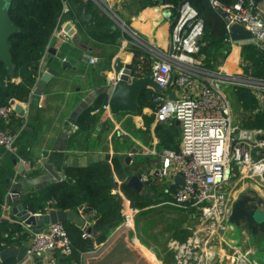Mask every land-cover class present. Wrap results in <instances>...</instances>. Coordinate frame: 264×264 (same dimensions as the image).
<instances>
[{
    "label": "crops",
    "instance_id": "0c3cea01",
    "mask_svg": "<svg viewBox=\"0 0 264 264\" xmlns=\"http://www.w3.org/2000/svg\"><path fill=\"white\" fill-rule=\"evenodd\" d=\"M92 1L95 8L100 7L104 11L105 8L101 7L103 1L110 8H119L122 16H124V13L127 16L126 21L119 17L120 20L125 22L126 30H124L116 21V17L115 19L108 11H104L114 22L113 29L118 28L122 32L120 48L114 56L109 57V50H104L105 46L97 45L96 43L99 42L92 39L86 31L83 33L86 27L84 22L92 20V13L83 12L86 15H92L90 20L83 19L81 14L79 19L76 18L77 20L72 17L65 19L62 26L58 28L59 33L57 32L53 36L49 47L56 49V55L47 54L46 57H43L40 67V76L50 67L55 69L57 74H53L45 83L42 94H37L33 90L28 101L14 99L17 103L23 105L25 114L21 115L16 111V115L4 125L10 132L17 135V140L15 153L10 152L5 145L0 143V165L12 164L14 176L19 177L18 174H20L22 176L21 180H24L46 173L45 164L51 163L56 171L59 173L64 172L62 178L64 180L65 169L68 167H85L98 161L108 160L112 165L115 177L116 186L113 188V192L117 191V193L122 194L121 185L122 183H127L126 179L131 176L129 170L130 166L136 163V154L138 156L144 155L145 159L152 162L153 167H147L137 174L142 175L143 181L152 180V182L145 185L139 193L142 194V191L147 187L156 188L160 181V183L169 185L172 189L170 199L166 197L167 199L165 198L159 203L160 205H166L170 200L172 202L176 185L172 184L171 181L162 179L158 174L157 171L161 162L158 155L142 154L141 148L145 146L156 151H160L163 148L178 150L180 148V139L179 137L176 139L175 136L179 133L181 138V123L178 124V120L173 119L158 122L155 118L154 101L153 106L145 105L142 113L125 111L113 114L111 110L101 109L99 112H95V109L96 107L102 108L104 103H109V97L113 90L111 83L112 73L123 69L127 63L135 65L133 62L134 54L133 52L129 53L130 46L136 45L135 36L145 40L156 49L168 50L173 27L171 17L165 12L157 11L154 5L141 8L135 13L133 10H135L134 7L136 8V5L133 4L134 7L128 4L126 6L123 5L126 0ZM114 25H116L115 28ZM247 42L250 41H238L233 44L230 53L222 66H220L224 71L231 74L249 75L245 72V68L242 65L243 45ZM88 56H97L99 60L95 64H89ZM198 56L203 58V60L205 59L202 53ZM51 59L52 61H49ZM64 60L69 64L63 66ZM180 71H182V68L177 65L174 69L176 76ZM201 81L202 79L200 78L195 82L190 93L198 92L200 89L199 82ZM97 87H103L104 92L88 107H92L90 113L91 116H95L96 121L88 127H81L79 118L88 111L87 108L78 115L73 127L68 129L67 123L76 107ZM145 90L154 91L155 93L158 91L152 87ZM231 91L228 92L230 100ZM186 93H188L187 90L183 91L174 83L170 86V96L173 98ZM257 97L259 99V109H263L264 97L263 95ZM134 118H137V124L143 128L147 127L148 129L151 127L152 137L150 136L147 142L142 139V141H138L135 144L133 138L128 137L131 139H127L120 134V130L127 133L125 131L128 129L127 125ZM145 118L148 123H145ZM158 123L159 125H157ZM165 142L168 147H166ZM137 144L141 146L140 150L137 153H132L133 149H137ZM130 154H132V158L128 163L126 158ZM12 157H14L13 161L11 160ZM33 161H35V167L27 169L26 165ZM22 169H25V175L21 174ZM235 177L237 185L234 189V196L236 200L246 193H253L252 190H255L256 193L264 198V185L258 179L240 175L237 170ZM54 181L57 180H47L42 185L40 184L39 187L30 186L25 191L34 192V190L46 187L50 182ZM250 183L254 185L251 186ZM7 193L3 202L7 198ZM147 197L149 198V196ZM3 202H1V209ZM49 206L47 204L46 207L30 210L32 212L46 211ZM84 208L85 204H82L77 209L78 212L77 210L69 211L68 218V220L79 225L84 232L88 233V236L83 235L84 237L92 240L93 247L80 254L79 261L82 264H176L175 253L171 248V243L176 240L184 242L198 222V216L194 210L179 208L182 212L195 217L196 221H189L190 218L187 219L185 215L182 221H135L133 226L124 225L120 221V224L113 228L106 239L103 238L98 241L99 233L94 230L96 221L91 219L88 213L83 212ZM9 213L12 217L19 218L12 211V202ZM0 221H4L0 224L7 223L12 229L13 226H19L23 231H26L25 228H27L25 225L10 222L9 219L2 220L0 217ZM244 229V227H238L231 222V226L225 233L228 243L212 246L214 254L212 256V264H235V260L230 256L233 251L232 248H229L230 244H237L241 252L250 251L249 259L255 261L253 264H264V253L260 252L258 248L256 249V244H254L256 243L254 240H258L256 238L261 237L264 240V232L248 234L247 230ZM23 234L24 232L13 230V234L8 237V239L13 238V240H10L9 243L7 242L8 246L16 245L20 247L24 244ZM169 252L173 253L172 257H167ZM260 253L263 256H260ZM65 259L60 257L59 264H67ZM16 260L18 259L15 257L6 263H12ZM24 262L25 264H32L33 259L28 257Z\"/></svg>",
    "mask_w": 264,
    "mask_h": 264
},
{
    "label": "built area",
    "instance_id": "2783aa9c",
    "mask_svg": "<svg viewBox=\"0 0 264 264\" xmlns=\"http://www.w3.org/2000/svg\"><path fill=\"white\" fill-rule=\"evenodd\" d=\"M213 7L223 15L225 26L233 44L232 27L240 24L252 33L250 42L264 52V2L260 0H236L227 4L221 0H210ZM160 12L170 13L172 32L168 50L163 51L148 46L155 61L151 77L158 84L159 90L154 94L156 120L165 122L178 120L181 123L180 148L178 150L163 148L156 151L142 147V154L158 155L160 167L158 173L164 180L176 185L172 203L178 208L194 210L198 216L197 225L184 242L174 241L171 248L175 253L176 264H212V246L228 243L225 233L231 226L230 217L236 201L234 189L237 185L236 170L245 177H255L264 185V130L248 129L233 119V108L228 92L238 87L252 88L255 94L264 97V76L253 78L242 74L227 73L220 67L209 70L204 66L201 53L204 22L197 9L188 0L178 5L161 3L154 5ZM67 6H65V9ZM124 30V21H117ZM58 32L55 30L53 36ZM59 33V32H58ZM61 34V33H60ZM53 38V37H52ZM141 42L135 36L137 45ZM139 46V45H137ZM233 46V45H232ZM49 53V49L47 51ZM46 53V54H47ZM97 56H88V63L98 62ZM180 65L182 71L175 76L174 69ZM122 69L114 71L111 83L114 86ZM202 79L198 92L192 91L195 82ZM176 84L188 93L177 97L170 96V86ZM111 110L109 103L102 108ZM16 115V105L0 104V143L15 153L17 135L4 127ZM122 134L125 132L120 130ZM120 133V134H121ZM181 174L184 182H175V176ZM19 180L14 178L13 185ZM12 188L2 204L1 219L25 225L28 238L24 240L27 257L32 264H59V258H69L73 254L71 238L63 222L47 223L42 230H37L20 218L10 215L13 195ZM122 223L133 226L136 209L129 207L131 201L124 197ZM46 211L36 213L47 214ZM4 222V221H0ZM9 229V230H8ZM4 231V236L13 234L12 227ZM88 236L87 232L83 233ZM9 244L0 240V251ZM230 256L235 264H253L249 259L250 251L241 252L237 244H230ZM25 259V260H26ZM25 264L24 260L12 263ZM69 264H82L73 260Z\"/></svg>",
    "mask_w": 264,
    "mask_h": 264
},
{
    "label": "trees",
    "instance_id": "16d2710c",
    "mask_svg": "<svg viewBox=\"0 0 264 264\" xmlns=\"http://www.w3.org/2000/svg\"><path fill=\"white\" fill-rule=\"evenodd\" d=\"M182 0H126L125 6L136 5L135 13L141 8L149 5L170 3L178 5ZM197 9L204 22L202 55L205 56L204 66L209 70H217L222 66L224 60L232 49L233 42L229 38L222 13L211 4L210 0H188ZM231 4L236 0H221ZM264 2V0H260ZM68 4L69 10L64 11ZM83 12L92 13L93 18L84 22L86 27L83 30L92 37L97 45L105 46L109 50V57L115 55L120 48L122 32L120 29H113L114 22L102 9L95 8L92 0H13L10 7V15L18 25L19 31L14 33L10 42L11 52L15 64V72L10 73L3 63L0 64V104H8L12 100L28 101L38 83L41 72L43 57H46L55 30L62 26L68 17L79 19ZM76 19V20H77ZM81 21V20H80ZM82 22V21H81ZM107 47V48H106ZM133 52V62L136 65L134 75L141 77L151 75L155 58L151 50H142L136 45L130 46ZM249 51V53L246 52ZM47 53V54H46ZM242 65L245 72L253 78L264 76V52L256 44L247 42L243 45ZM249 55V58H247ZM255 61V71L246 69L249 60ZM218 61L217 65L216 62ZM247 70V71H246ZM176 76V74H174ZM244 110L240 115L241 124L248 129L261 128L264 130V109H259V99L252 88L238 87ZM150 91V98L146 99V90L139 97L138 113H142L145 105L153 106V93ZM150 100V103L147 101ZM152 101V102H151ZM97 106V105H96ZM87 112L79 118L81 127H88L96 121L95 116ZM97 108V107H96ZM168 140V139H167ZM166 147L168 144L165 142ZM14 157L11 158L13 161ZM2 163V162H1ZM11 163V162H10ZM12 164H1L0 166V217L2 213L1 202L5 194L13 185V178L21 180L22 176H14ZM153 167L148 159L133 163L130 166L129 174L141 173L145 168ZM116 186L114 171L108 160L95 162L85 167L71 166L65 169V179L62 181L50 182L46 187L33 191H20V200L26 203L29 209L36 210L39 207H46L49 204L53 208L75 211L80 205L85 204L83 212L88 213L90 218L95 220L94 230L99 233L98 241L106 239L108 234L123 219L124 197H129L131 204L135 207L145 208L150 203L148 197L137 192L128 183H122V194L113 192ZM72 241L73 254L66 258L67 264L73 260H80V254L93 247L92 240L83 236V229L76 223L66 220L63 222ZM9 224H0V240H7L9 243L13 238L4 236V231ZM13 230L23 232L19 226ZM27 237V233L23 234ZM169 252L167 257H172ZM10 263V262H9Z\"/></svg>",
    "mask_w": 264,
    "mask_h": 264
},
{
    "label": "water",
    "instance_id": "95a60500",
    "mask_svg": "<svg viewBox=\"0 0 264 264\" xmlns=\"http://www.w3.org/2000/svg\"><path fill=\"white\" fill-rule=\"evenodd\" d=\"M12 2L13 0H0V64L3 63L10 73L15 71L10 38L14 33L19 31L18 25L13 21L10 15V7ZM166 14L169 16L170 13L167 12ZM81 17L85 20H90L92 15H86L82 13ZM115 27L116 25H114V28ZM231 36L232 40L236 42L248 41L252 39V33L240 24L233 25ZM49 54L55 56L56 49L53 47L49 48ZM49 61H52V59ZM67 64L69 63L64 60L63 66ZM135 68L136 65L130 63L125 64L120 78L113 86L112 93L109 97V105L113 114H119L120 112L125 111L137 112L141 93L149 87L159 90L158 84L150 75L141 77L135 76ZM53 74L56 75L57 71L52 67L48 68L47 71L40 76L34 92L37 94H42L45 83L51 78ZM102 92H104L103 87H97L82 100V102L78 105V107H76L75 111L69 118L67 123L68 129L73 127V125L76 123L78 115L83 112V110L87 109ZM11 103L16 105V111L18 113L21 115L25 114V109L21 103H17L15 100H12ZM177 123L179 124L180 122L177 121ZM136 146L137 149H133L132 153H137L140 150L141 146L139 144ZM131 158L132 154L127 156L126 161L129 163ZM34 167L35 161L26 165L27 169ZM45 168L47 169V172L38 177L17 181L12 188L13 195L9 197L10 202H12V211L14 215L25 221L26 224L33 226L37 230H42L47 223L54 224L58 222H64L69 218V211L59 208H51L47 214L32 212L27 207L26 203L19 199L21 195L20 191H25L30 186L39 187L40 184L42 185L44 182L50 179H55L57 181L62 180L64 172L59 173L56 171L51 163H46ZM25 172V169L21 170L22 175H25ZM126 181L129 186L133 187L138 192L141 191L145 185L152 182V180L143 181L142 175L140 174H133L129 176ZM175 181L179 184H182L184 179L182 175L179 174L175 177ZM252 192L256 193L255 190H252ZM250 206L252 208H250ZM230 221L238 227H242L244 223H248V227L252 228L255 234L258 231L256 224H259L261 227V232H264V198L261 196H259V198H255L253 196H245L244 198L239 197L234 203ZM26 252L27 247L25 244H22L20 247L16 245H10L0 251V264L6 263L15 257L18 260H25L27 257Z\"/></svg>",
    "mask_w": 264,
    "mask_h": 264
},
{
    "label": "rangeland",
    "instance_id": "374dc122",
    "mask_svg": "<svg viewBox=\"0 0 264 264\" xmlns=\"http://www.w3.org/2000/svg\"><path fill=\"white\" fill-rule=\"evenodd\" d=\"M123 5H124V3H123ZM66 6H67V8L65 9V7H64L63 12H67L69 10L68 4ZM96 6L98 7V5H96ZM101 7H104L105 10L108 11V13L112 14L113 17L114 18L116 17L119 21H121L120 18H122L126 21L127 16L125 15V13L123 14L124 16H122L119 8H116V7L110 8L109 6L105 5V3L103 1H102ZM98 8H100V7H98ZM117 19H116V21H118ZM137 45H139L138 47L141 48L142 50H145V51L148 49V46H151L150 44H148L143 39H141V42H138V40H137ZM131 52L132 51H129V53H131ZM246 52L249 53L248 50H246ZM247 58H249V55ZM248 60L250 63H248V66L246 67V69H249L250 72L255 71V66L257 63H255V61L253 59H248ZM217 63H218V61L216 62V65H217ZM14 72H12V73H14ZM232 90L233 91H231V101H232V105H233V119H234V122L236 124H239V123H241L240 115H241L242 111L244 110V106H243L241 99H239V96H238L239 93H237V91H235L237 89H235V90L232 89ZM146 93H147L146 99L150 98V96H151L150 91H146ZM147 102L150 103V100ZM263 109H264V107H263ZM155 118H156V113H155ZM145 123H148L146 118H145ZM157 125H159V123ZM127 128L128 129L125 130L127 133H124V134L121 133L122 137L127 138V139L133 138V141L135 144L138 141H142V139H145L147 142L150 139V136L152 137L151 127L147 129V127L143 128L142 126L138 125L137 124V118H134L131 122H129L127 125ZM128 137H131V138H128ZM178 137L180 139L179 133L177 136H175V138L177 139ZM144 159H145L144 155L138 156V154H136V158H135L136 162L143 161ZM253 185L251 184V186H253ZM115 193H117V191H115ZM171 193H172V189L170 188V186L166 185V184H162V182L160 183V181L158 182V185L156 188L151 189V188L147 187L145 190H143L142 191L143 197H145L144 195L149 196L150 203L145 208H142L139 206L135 207L133 204H131L129 206V207H132L133 209L137 210L135 221H182L184 218V215L187 216V219L190 218L189 221H196L195 217L191 216V214L182 212L181 209H179L177 206L172 204L171 200L169 201L170 204L169 203L166 205H162V204L160 205L159 204L166 197H168L170 199ZM129 199L130 198L127 197V200H129ZM22 231H23V229H22ZM247 232H248V234H250L249 231H247ZM28 237L29 236L27 234V237H25L24 240H26ZM256 239H258V240H254L256 242V243H254V244H256L255 248L256 249L258 248L260 250V252L264 253V240L261 237L256 238ZM249 248H251V246H249ZM262 253H260V256L261 255L263 256ZM253 262H255V261H253ZM257 264H260V263H257Z\"/></svg>",
    "mask_w": 264,
    "mask_h": 264
},
{
    "label": "flooded vegetation",
    "instance_id": "af4514ba",
    "mask_svg": "<svg viewBox=\"0 0 264 264\" xmlns=\"http://www.w3.org/2000/svg\"><path fill=\"white\" fill-rule=\"evenodd\" d=\"M245 196H253V197H255V198H259L260 195H259L258 193H246V194H244V195L241 196V197L244 198ZM251 204H252V203H251ZM250 208H252V207L250 206ZM249 211H250V210H249ZM257 219H259V218H257ZM242 227H244L247 231H249V233H251V234L254 233V232H253V229L248 227V223H244ZM256 227H257V230H258L256 234H259V233L261 232V227H260L259 224H256Z\"/></svg>",
    "mask_w": 264,
    "mask_h": 264
}]
</instances>
